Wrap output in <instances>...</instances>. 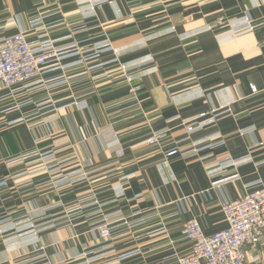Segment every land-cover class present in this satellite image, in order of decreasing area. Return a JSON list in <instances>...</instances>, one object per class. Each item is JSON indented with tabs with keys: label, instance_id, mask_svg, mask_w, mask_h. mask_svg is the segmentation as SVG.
<instances>
[{
	"label": "crops",
	"instance_id": "1",
	"mask_svg": "<svg viewBox=\"0 0 264 264\" xmlns=\"http://www.w3.org/2000/svg\"><path fill=\"white\" fill-rule=\"evenodd\" d=\"M22 28L56 57L0 82V264H177L264 187V0H0V45Z\"/></svg>",
	"mask_w": 264,
	"mask_h": 264
},
{
	"label": "built area",
	"instance_id": "2",
	"mask_svg": "<svg viewBox=\"0 0 264 264\" xmlns=\"http://www.w3.org/2000/svg\"><path fill=\"white\" fill-rule=\"evenodd\" d=\"M102 49L112 50V43L106 41ZM55 57L53 49L33 47L26 31L19 29L15 34L6 36L0 45V82L7 87L25 88L39 80ZM249 87L251 92L256 91L253 85ZM186 130L193 131V125L189 124ZM164 136V133L154 134L149 143H155ZM166 155L175 157L180 153L171 148ZM3 184L6 182L1 181L0 185ZM220 207L226 222L220 230L206 232L195 218L184 222L180 233L192 245L189 253L177 258V264H246L245 246L253 244L264 231V187L224 201ZM97 230L103 241L112 240L111 226L107 223L98 224ZM45 248L44 243L37 239L34 243L35 255L44 254Z\"/></svg>",
	"mask_w": 264,
	"mask_h": 264
},
{
	"label": "rangeland",
	"instance_id": "3",
	"mask_svg": "<svg viewBox=\"0 0 264 264\" xmlns=\"http://www.w3.org/2000/svg\"><path fill=\"white\" fill-rule=\"evenodd\" d=\"M93 5L94 6H98V2H96V3H93ZM106 41H110V40H107V38L105 37V39H104V41H102L100 44H98L99 45V51H101V50H103L102 48H103V44L106 42ZM111 42V41H110ZM1 181H3V179L2 180H0V182ZM28 220H31V218H28ZM37 239H40L42 242H43V240H42V238L40 237V236H38V238ZM37 240H35V242H36ZM110 241V240H109ZM34 242V243H35ZM45 245V244H44ZM33 246H34V244H33Z\"/></svg>",
	"mask_w": 264,
	"mask_h": 264
}]
</instances>
